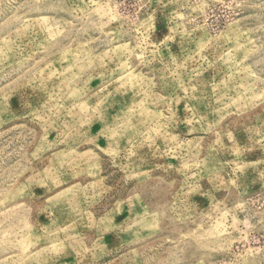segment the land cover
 Listing matches in <instances>:
<instances>
[{
    "label": "rangeland",
    "instance_id": "rangeland-1",
    "mask_svg": "<svg viewBox=\"0 0 264 264\" xmlns=\"http://www.w3.org/2000/svg\"><path fill=\"white\" fill-rule=\"evenodd\" d=\"M0 264H264V0H0Z\"/></svg>",
    "mask_w": 264,
    "mask_h": 264
}]
</instances>
